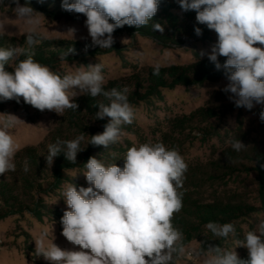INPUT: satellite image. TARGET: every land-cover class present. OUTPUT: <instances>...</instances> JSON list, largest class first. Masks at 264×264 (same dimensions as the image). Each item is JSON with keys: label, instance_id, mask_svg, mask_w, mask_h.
Returning <instances> with one entry per match:
<instances>
[{"label": "clouds", "instance_id": "clouds-1", "mask_svg": "<svg viewBox=\"0 0 264 264\" xmlns=\"http://www.w3.org/2000/svg\"><path fill=\"white\" fill-rule=\"evenodd\" d=\"M2 2V0H0ZM43 2V0H41ZM183 12L194 11L196 22L217 34V42L210 52L201 50L199 58L207 56L222 70L227 83L222 89L237 108L252 110L261 106L259 119L264 122V0H176ZM16 16L27 26L28 42L33 41L40 26V15L25 0H10ZM160 0H62V9L83 14L84 24L94 46L112 48L113 33L125 25L144 27L157 14ZM112 21V22H110ZM153 28L163 32L160 23ZM72 34L75 29H70ZM196 36L203 30L195 27ZM74 49L61 56L65 59ZM19 46L0 48V101L23 98L24 103L44 111L62 115L66 110L76 111V98L103 96L108 103H98L95 119L108 122L104 131L90 137L88 145L104 146L117 143L122 126L132 124L135 108L128 100L127 90H105L101 63L89 64L75 72L61 75L48 65L27 55L15 62L12 71L6 70L10 60L21 56ZM225 62L220 63L219 58ZM161 64L153 65V75H159ZM78 88L79 91L73 89ZM0 122V175L16 170L15 156L20 145L11 129L23 122L17 116L4 114ZM84 135L72 140L48 145L47 165L63 153L70 164H77V154ZM233 150L246 148L240 139L229 141ZM123 168L116 163L105 165L95 156L84 164L83 173L88 187L67 183L62 198L67 206L61 217L62 235L81 250L62 249L53 240L45 245L48 231L36 241L38 255L51 264H175L174 257L185 252L184 233L173 224L176 213L182 210V191L188 164L175 147L163 142H146L130 147L124 157ZM28 171L27 162L23 169ZM57 202V201H56ZM255 215H264L256 213ZM205 228L218 238H234L235 247L226 249L207 243L201 251L202 264H264V219L254 229L237 237L233 223L209 221ZM248 250L241 258L236 248ZM88 250V251H85Z\"/></svg>", "mask_w": 264, "mask_h": 264}, {"label": "rangeland", "instance_id": "rangeland-1", "mask_svg": "<svg viewBox=\"0 0 264 264\" xmlns=\"http://www.w3.org/2000/svg\"><path fill=\"white\" fill-rule=\"evenodd\" d=\"M162 1L166 21L163 32L153 28L154 21L162 19L158 9L148 24L149 29L127 25L116 29L112 48H99L92 44L83 14L65 11L56 17L51 12L52 6H46L53 4L60 8L62 0H30L31 6L43 15L39 17L37 35L32 42H28L27 26L16 16L13 10L15 5L10 4V0L0 2V48L19 46L23 49L16 61H9L8 71H12L15 62L23 60L27 55L61 75L75 72L89 64L101 63L104 66V88L111 85L121 91L126 89L127 96L133 95L129 101L136 112L133 123L122 126V136L117 143L105 148L88 145L89 140H83L80 147L84 150L77 154V164H70L66 159H54L52 166L46 163L47 168L57 167L58 171L56 177L51 175L42 183L41 190L37 192L38 203L23 202L20 208L0 220V264H51L43 255H38L36 249V241L45 230L49 233L45 239L46 246L53 235V242L60 248L81 250L61 234L60 221L67 208L61 193L67 183L72 182L78 188L89 186L83 175L86 171L84 164L89 157L95 156L105 165L116 163L123 168V157L133 145L163 142L168 148H177L187 164L199 161L206 166V163L228 164L239 160L249 166L247 169H251L250 161L254 154L264 152V122L259 119L261 106L257 105L252 110L237 108L229 99L231 94L222 91L227 83L225 79L218 78L183 87L177 85L169 89L154 86L151 76L154 64H161V69L170 66L187 67L207 59V56L199 58V52H210L217 42L214 31L197 24L194 11L183 12L176 0ZM24 2L20 0L21 4ZM195 27L202 28V36L195 35ZM70 29H75V32L72 34ZM71 48L74 51L61 60V56ZM73 90L79 91L78 88ZM199 107L218 112L217 119L209 120L212 125L203 128L202 136L190 129L171 125L172 120L188 115ZM4 114L15 115L23 121L11 129L14 139L20 145V151L15 156L16 162L20 161L18 158L24 149L31 153L38 152L46 160L49 144L55 143L57 139L72 140L78 136L67 125L65 112L60 115L55 111H40L24 103L23 98L19 103L15 100L0 101V122L6 119ZM82 120L86 126L94 128L92 135L102 133L108 122L105 119L102 126L88 120L85 114L77 123ZM233 138L240 139L246 148L239 152L233 150L229 143ZM227 148L233 150L232 156L235 159L229 160L222 156V151ZM203 169L209 172L211 167ZM242 171L244 173H236L237 177L231 180L228 189L244 196L245 202L258 206L254 200V172ZM4 175H0V178ZM34 195L33 201L36 198ZM259 213L264 214L262 211ZM260 219H264V215L252 214L239 221L235 225L236 230L238 228L240 231L237 233L239 238L243 239L244 233L254 229ZM221 246L226 249L235 247L234 239L229 238ZM199 247L198 240L190 241L185 245V252L174 257L175 264H202ZM236 251L241 258H247L246 248L238 247Z\"/></svg>", "mask_w": 264, "mask_h": 264}, {"label": "trees", "instance_id": "trees-1", "mask_svg": "<svg viewBox=\"0 0 264 264\" xmlns=\"http://www.w3.org/2000/svg\"><path fill=\"white\" fill-rule=\"evenodd\" d=\"M163 5L164 1L160 0L159 10L161 11L162 19L154 21V24L160 23L164 26L166 22L164 19L165 11ZM46 6H52L51 12L54 16L58 14L60 16L61 13L65 12L62 9V3H60V8L54 7L53 4H46ZM145 28L149 29V25H146ZM51 57L54 56L51 55ZM225 59L224 57H220V63L223 64ZM5 67L8 70L7 65ZM151 76L153 77L154 86L158 89H169L177 85L183 87L200 83L203 84L205 82L215 81L218 78L225 79L223 71L216 70L215 65L208 58L199 60L187 67L170 66L163 68L160 69L159 75H153L152 73ZM111 88L118 89V87L108 85L105 90H110ZM127 97L130 100L133 95ZM101 102L108 103L102 95L95 98L83 95L76 99V103L79 106L76 111L70 109L65 111L67 125L75 134H83L84 140L90 139L89 136L92 135L94 128L92 126H86L83 120L77 123V120H81L83 114H85L88 120L98 122L103 126L107 118L104 120L95 119V114L99 111L97 105ZM217 116V111L199 107L188 115L172 120L171 125H178L180 128L190 129V131L192 130L196 134L198 133L197 135L202 136L204 134L203 128L211 126L212 124L209 120L215 119ZM232 151V149L227 148L222 151V156L225 159L233 160L235 157L232 156ZM20 156L18 158L20 161H15L16 170L9 171L0 178V220L20 208L23 202L37 204L39 201L37 192L41 190L42 183L51 175L56 177L58 171L57 167L47 168L46 160L38 152L31 153L30 150L24 149L20 153ZM54 159L61 161L65 157L60 154ZM25 161L28 167L27 172L23 170ZM250 164H252L251 169H247L249 166L239 160L228 164H220V162L206 163V166L200 164L199 161L188 164V171L185 174L186 179L182 189L184 192L183 207L181 211L174 215L172 221L174 226L184 233L185 245L193 239H196L200 242V251L206 247L205 242L221 246L229 238H234L230 236L225 240L213 236L205 228L206 223L209 221H215L221 224L231 222L235 226L239 221L241 222L252 214L259 213L260 211L264 212V152H256ZM203 167H211V169L207 172ZM242 170H246V173L249 171L254 172V200L257 201L258 206H253L245 202L244 196L228 189L231 180L237 177V174L244 173ZM32 194H35L34 197H36L34 201ZM236 231L240 233L238 228ZM237 237L239 238L238 234Z\"/></svg>", "mask_w": 264, "mask_h": 264}]
</instances>
